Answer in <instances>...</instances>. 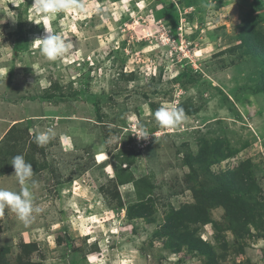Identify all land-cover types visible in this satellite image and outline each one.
Segmentation results:
<instances>
[{
  "label": "rangeland",
  "instance_id": "1",
  "mask_svg": "<svg viewBox=\"0 0 264 264\" xmlns=\"http://www.w3.org/2000/svg\"><path fill=\"white\" fill-rule=\"evenodd\" d=\"M79 3L83 11L50 22L76 46L48 61L34 42L44 25L34 23L33 0H0V164L13 172L16 155L32 164L30 189L42 209L28 226L4 210L1 231L10 241L0 246V264H208L185 245L176 251L168 216L194 203L184 158L203 142L234 153L211 172L250 162L253 201L264 206V96L250 93L260 66L242 56L241 31L247 16L260 13H252L253 0ZM256 29L264 38V20ZM52 83L48 102L44 90ZM173 105L187 120L160 128L153 114ZM138 123L147 139L134 136ZM48 127L56 138L38 146L29 130ZM121 174L131 181L120 184ZM144 179L153 186L150 201L135 187ZM11 180L4 188L0 178L1 189L14 191ZM261 214L242 239L228 230L221 208L209 212L216 231L210 222L188 228L216 264H264Z\"/></svg>",
  "mask_w": 264,
  "mask_h": 264
},
{
  "label": "trees",
  "instance_id": "2",
  "mask_svg": "<svg viewBox=\"0 0 264 264\" xmlns=\"http://www.w3.org/2000/svg\"><path fill=\"white\" fill-rule=\"evenodd\" d=\"M167 12L169 11L167 10ZM252 13L260 14L247 16L242 21L241 31L244 45L242 56L253 57L252 59L260 66L259 82L253 88H250V93L251 95L262 94L264 96V38H262L261 31L256 29L258 24L264 20V0H253ZM13 50L15 54L20 52L16 45L13 46ZM55 89L56 84L52 83L49 88L44 90V99L46 101L49 102L55 97L51 93ZM26 129L28 130L29 128ZM222 144V142L216 141L213 145L208 146L206 142H203L196 155H188L184 158L185 165L190 168L187 183L194 203L185 204L177 211L171 210L168 216V222L175 224L173 227L170 225L168 227L177 233L175 236L172 235L173 240L178 243L176 251H179L180 245H185L189 252L206 256L208 264H216L217 256L216 254L213 255L211 248L207 244L197 239L194 233L190 232L189 225L197 222L202 224L210 222L216 231L218 225L216 222H212L209 212L212 209L221 208L228 220L226 226L228 230L234 232L237 238L242 239L244 235L249 234L248 227L250 224L254 225L258 221H262L261 211L264 209L262 203L253 201L256 198L257 186L250 162H242L232 170H220L217 173L210 171L212 165L218 164L234 154L231 151L225 152L221 148ZM132 154H134V149H132ZM126 161V157H124V161L121 160V169L122 165L128 166L125 164ZM0 165V177L12 172L8 169L7 161ZM122 171L125 170L122 169ZM121 175L122 177L117 176L120 184L131 181L130 176ZM135 187L140 190L141 194L144 191L146 192H144L143 196H145L147 201L151 200L148 195L153 186L149 182L145 179L138 180L135 183ZM143 208L144 210L140 209L141 211L136 213L138 217H141L147 210V208ZM180 227H183L181 232L177 231ZM256 228L258 227L256 226Z\"/></svg>",
  "mask_w": 264,
  "mask_h": 264
},
{
  "label": "clouds",
  "instance_id": "3",
  "mask_svg": "<svg viewBox=\"0 0 264 264\" xmlns=\"http://www.w3.org/2000/svg\"><path fill=\"white\" fill-rule=\"evenodd\" d=\"M31 8L37 17L34 23L40 25L42 20L44 25L43 36L34 40L39 47L40 54L48 61H56L71 54L76 43L66 32H57L50 22L55 20L59 13H68L72 10L83 11V4L79 3V0H33ZM12 21L13 23L16 22ZM153 115L157 125L165 129H175L187 120L183 108L177 105L171 107L161 106ZM135 127L134 136L137 139H147L150 136L143 125L138 123ZM29 134L34 135L35 143L41 147L50 143L57 136L54 127H48L44 131L30 129ZM11 165L14 167L13 175H15L21 186V190L14 192L0 189V216L8 208L16 214L18 220L24 226H28L34 221V214H39L42 211L39 206L34 205V197L30 189V184L35 183L32 180L33 167L31 163L26 162L23 155L14 156Z\"/></svg>",
  "mask_w": 264,
  "mask_h": 264
},
{
  "label": "crops",
  "instance_id": "4",
  "mask_svg": "<svg viewBox=\"0 0 264 264\" xmlns=\"http://www.w3.org/2000/svg\"><path fill=\"white\" fill-rule=\"evenodd\" d=\"M21 123H23V122H19L17 124H21ZM13 173H14V171L1 176L0 178L1 179L4 178V181H5V184H3L4 188L10 187V185H7L6 183L12 181L11 179H13V183L11 182L12 183L11 184V187H12L11 189H14L15 192H18V189L21 186L19 185V183H18L15 175H13ZM0 189H1V187H0ZM3 230L4 229L2 228V231L0 232V246L3 245V244H8L7 241L9 239L8 238V234L6 233L7 231L6 230L3 231ZM9 241H10V239H9Z\"/></svg>",
  "mask_w": 264,
  "mask_h": 264
}]
</instances>
